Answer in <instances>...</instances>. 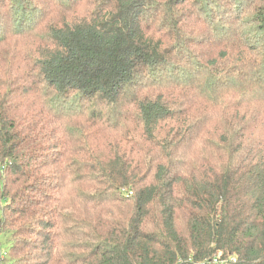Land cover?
<instances>
[{"label":"trees","instance_id":"obj_1","mask_svg":"<svg viewBox=\"0 0 264 264\" xmlns=\"http://www.w3.org/2000/svg\"><path fill=\"white\" fill-rule=\"evenodd\" d=\"M19 42L0 264H264V0H0Z\"/></svg>","mask_w":264,"mask_h":264},{"label":"rangeland","instance_id":"obj_2","mask_svg":"<svg viewBox=\"0 0 264 264\" xmlns=\"http://www.w3.org/2000/svg\"><path fill=\"white\" fill-rule=\"evenodd\" d=\"M34 16H35V18H37V19L39 20L38 25H40V23H41V21H42L43 19H40V18H38V17H40L41 14H40V13H36ZM43 18H44V17H43ZM21 43H23V42H19V44H17V45H15L14 43H10V44H8V45L5 46V47L0 48V51H5V52H7L10 60H11L12 56H13L14 54H16V53H18L19 58H21V56L23 55V54L19 51V49L21 48ZM3 242H4V240L0 237V245H3ZM0 254H1L3 257L6 256V254H5V252H4V249H1V250H0Z\"/></svg>","mask_w":264,"mask_h":264}]
</instances>
